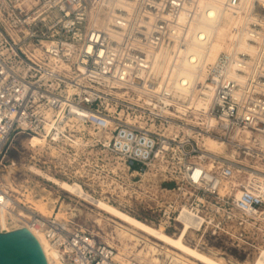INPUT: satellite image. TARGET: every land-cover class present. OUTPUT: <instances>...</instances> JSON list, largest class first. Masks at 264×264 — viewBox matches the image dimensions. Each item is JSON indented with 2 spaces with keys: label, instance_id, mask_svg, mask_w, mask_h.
<instances>
[{
  "label": "built area",
  "instance_id": "1",
  "mask_svg": "<svg viewBox=\"0 0 264 264\" xmlns=\"http://www.w3.org/2000/svg\"><path fill=\"white\" fill-rule=\"evenodd\" d=\"M240 1L226 6L235 12ZM131 2L129 12L124 4ZM218 13L215 4L199 6V0H0V170L11 140L22 134L56 147L54 167L72 183L73 168L94 165L105 187L112 155L119 160L112 171L116 185L131 182L140 209L157 213L166 231L180 232L188 222V235L247 242L245 227L264 221V0H252L247 23L260 62L249 63V54L235 50L209 65L207 113L216 128L193 124L194 136L187 134L188 122L163 109L175 108L179 79L169 91L152 73L156 53L170 44L185 48V59L198 55L193 64H200L189 46L208 42L199 27ZM174 120L181 127L171 132L166 127ZM245 131L253 133L250 142L234 137ZM205 134L224 140L237 159L207 150L196 138ZM77 138L84 142L74 145ZM242 173L248 176L239 181ZM12 203L30 212L25 218L17 209L18 223L42 231L59 264H123L117 246L75 218L42 216L0 184V217L14 210ZM128 264L140 263L132 258Z\"/></svg>",
  "mask_w": 264,
  "mask_h": 264
},
{
  "label": "bare ground",
  "instance_id": "2",
  "mask_svg": "<svg viewBox=\"0 0 264 264\" xmlns=\"http://www.w3.org/2000/svg\"><path fill=\"white\" fill-rule=\"evenodd\" d=\"M121 1L122 0H115L116 3H120ZM207 1L215 4L219 9V13L215 21L209 22L204 21L203 19L202 22L204 23L199 27L202 31V37H208V42L202 43L203 45L201 46H195L194 44L189 46V49L195 50L196 53L203 57H200V64H193L198 61V55L196 56L195 54H192L185 59L183 56L186 49L180 48L177 44H170L168 46H163L156 53V60L154 62L152 70L153 76L156 78V83L161 85L162 88L166 86L169 91L174 89V83L179 79L177 81L178 87H182L174 90V95L179 99L173 100L174 103L171 99L166 100L167 103H173L175 108L163 109L168 114H173L177 118H183L184 120H186L188 123H186L187 126H184V130L187 134H190L192 136H194L193 133L195 128L189 126V124L191 123L195 125L208 124V126H212L214 128H216L218 124L217 120L209 116L207 113L211 104L213 91L212 89H208L205 85L207 84L206 78L209 73V65L216 62L220 53H233L235 50H237L239 52L249 54V63L260 62L259 57H257L256 55L258 52V45L256 43L248 41L247 23L250 20L249 8L252 0H241L239 4L240 8L235 12L227 8V0H199V6H203ZM132 4L133 2H131V4L129 5L124 4L129 12H132ZM210 12L212 15H214L213 10H211ZM112 17L113 16L110 15V18ZM193 29L196 28H192V30ZM236 66L237 64H232V68H236ZM233 70L231 73H233ZM179 73L181 74L178 75ZM245 77L246 76L244 74H241L240 76L242 80H244ZM180 127L181 126L179 125V121L174 120L171 122L170 126H167L166 128H172L171 132H173L174 129L179 130ZM252 136L253 133L251 131H245L243 133L238 132L234 137H236L237 139L240 138L241 142H250L252 140ZM32 137L38 140H44L37 135H32ZM196 138L199 140L201 145L205 146L207 150L217 153H226L230 156V158L237 159V152L235 149H233V151H230V153L226 151L227 143L224 140L217 139L208 134H205L203 138H200L198 136H196ZM260 138L262 142H264V136H260ZM29 170H31L34 174H37L38 176H41L46 180L52 182L60 189L67 191L82 200H86L95 204L97 208L120 220L121 222L133 227L144 236L154 238L161 244H163L166 248H170L176 251V254L182 260L181 264H229L227 259L224 257H219L218 253H206L187 243L185 236L187 233H189L188 222L186 223L187 226L181 229L179 235H170L165 232L166 230L164 226L158 227L150 223L148 224L130 214L129 212L116 207L115 205L103 199L94 197L79 182L70 183L68 181L58 179L33 165L29 166ZM29 192V199L34 201L36 204L47 208L49 211L57 210V201L51 200L49 194H38L35 193L33 189H31ZM241 193L242 189L238 188L237 195L239 196L241 195ZM75 210H77L75 207L63 201L60 204L57 215L59 218L73 220L74 216H77ZM21 214L25 216V218H30V212L21 211ZM258 214L259 212H257V216ZM41 215L44 216L43 214ZM261 216H264V213ZM0 218L6 221H8L9 219L6 218L4 213L1 214ZM12 224L25 227L28 226V222L26 220H23V224H20L18 222H13ZM32 230L36 232L38 237L43 234L42 231L35 229ZM117 248L118 254L116 258H118V260H120L123 264H128L130 260L124 261L118 246ZM44 251L49 264H59V261L57 259V251L54 249L51 242L45 237V235ZM138 262L140 264H144L139 260ZM245 264H264V250L261 251L260 255L257 257V259H255L254 262Z\"/></svg>",
  "mask_w": 264,
  "mask_h": 264
},
{
  "label": "rangeland",
  "instance_id": "3",
  "mask_svg": "<svg viewBox=\"0 0 264 264\" xmlns=\"http://www.w3.org/2000/svg\"><path fill=\"white\" fill-rule=\"evenodd\" d=\"M189 126L194 128L192 123L189 124ZM167 129L172 131V128ZM89 131L91 134H94L92 129ZM238 139L241 140L240 138ZM83 142L84 141L81 138H77L75 139L74 145H80ZM56 152L57 148L48 145L44 140H38L32 136L23 134L16 136L11 140L7 148V152L5 154L6 156L3 162L6 166L0 170V184H4V186L6 185L11 188L17 199L25 202L27 206L33 208L35 211H38L44 216H53L56 214L58 217L57 212L59 211L60 204L63 201L72 205L77 209L75 210L77 215L74 216L75 221L84 228L91 230L94 234L99 236L100 239L105 240L112 245H117L124 261L135 258L144 264L182 263V260L176 254V251L166 248L154 238L144 236L133 227L97 208L95 204L82 200L75 195L60 189L52 182L34 174L31 170H29V166L33 165L58 179L67 181L66 178L61 175L60 168L54 167L55 162L53 155H55ZM106 158L107 167L106 172L104 173L105 176H107V182L105 187L99 185V176L101 173L94 165L90 168L86 167V171H83L81 166L77 165L73 168L72 181L79 183L80 181L87 182L88 184L84 185V188L94 197L103 199L107 202L109 201L105 199V197L109 196V192H112L115 194V200H112L109 203L129 212L148 224L150 223L158 227L164 226L163 224L159 225L157 213L140 209L141 207L131 195V182L125 181L123 183V188H119L116 185L113 180L114 176L112 171L114 166H119V160L114 158L112 155H108ZM252 164L262 168L259 163ZM77 170H80L81 174H85V177H80V173L75 175L74 172ZM247 176L248 175L245 173L240 174L239 181H244ZM31 189L38 194H49L51 200L57 201V210L49 211L47 208L38 205L29 199L28 194ZM12 207L14 210L11 209L8 210V212L5 211L4 214L6 218H9L8 222H18L19 214L17 213V209H19V207L15 203H12ZM21 211L22 209L20 208L18 212L21 213ZM245 230L247 232V237L245 239L247 242L229 239L225 236L211 237L206 235L203 237L201 234L188 235V233L186 234L185 239L188 244L206 253H218V256L226 258L229 264L252 263L255 259H257L261 251L264 250V221L260 219L254 220L245 227ZM165 232L174 236L180 234V232L173 234V229Z\"/></svg>",
  "mask_w": 264,
  "mask_h": 264
},
{
  "label": "water",
  "instance_id": "4",
  "mask_svg": "<svg viewBox=\"0 0 264 264\" xmlns=\"http://www.w3.org/2000/svg\"><path fill=\"white\" fill-rule=\"evenodd\" d=\"M0 264H49L44 233L38 237L34 230L0 218Z\"/></svg>",
  "mask_w": 264,
  "mask_h": 264
}]
</instances>
